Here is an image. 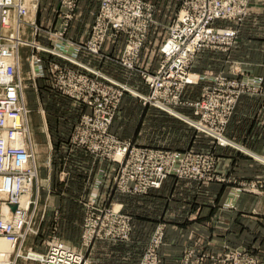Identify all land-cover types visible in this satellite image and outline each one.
Segmentation results:
<instances>
[{
    "label": "crops",
    "instance_id": "1",
    "mask_svg": "<svg viewBox=\"0 0 264 264\" xmlns=\"http://www.w3.org/2000/svg\"><path fill=\"white\" fill-rule=\"evenodd\" d=\"M98 4V0H79L74 13L75 21H72L74 27L70 26L71 30L66 34L69 39L77 43L85 42ZM250 12L238 25L239 32L231 49H205L198 53L191 67L195 74L226 73L252 81V85L240 95L225 129V135L237 144L236 147L221 146L214 138L197 132L177 116H169L166 111L145 105L131 95L123 98L111 126L117 137L132 141L135 145L179 152H209L216 159L215 173L220 179L201 186L193 180L171 177L160 189H154L146 195L134 197L118 191L112 192L111 184L117 164L96 159L84 148L66 143L70 134L66 122L59 121L57 126L51 124L50 128L44 115V131L49 142L44 148L47 150L44 164L48 172L42 178L44 185L39 195L41 207L45 208L43 231L47 228L69 231L76 225L75 216L67 211L68 204L75 207V201L92 199L96 193L98 202L103 203L113 195L112 201H119L123 210L134 216L131 239L122 242L129 250L132 247L131 252L134 254L128 264H136L151 234L159 225L165 231L160 248V261L163 264H181L182 254L187 249H194L198 254H222L240 249L253 255L257 264H264V159L259 158H264V0H252ZM84 24L85 33L74 32L75 27L82 29ZM233 26L237 27V23ZM166 35L155 43L148 39L138 58L140 69L150 73L157 70L160 47ZM45 42L51 44L49 37H46ZM104 50L107 53L105 55L111 58L88 51H81L76 57L106 75L126 82L137 91L145 94L149 92L139 71L127 69L114 61L113 57L123 53V43L119 39L108 41ZM78 70L84 71L80 67ZM207 83L201 80L199 84L189 86L186 92L197 91L190 98L186 93L185 98L198 99ZM62 97L57 93L53 95L57 102L62 100L70 107L75 105L71 99ZM177 108L183 114L193 116L191 107L180 105ZM47 113L53 121L55 117L49 106ZM59 119L64 120V117L59 116ZM33 149L40 161L38 146ZM99 180L101 183H97ZM240 186L244 190L239 191ZM114 242L110 241L111 244ZM120 243L115 245L119 246ZM114 251L112 248L102 253L106 257H96L94 264H102L103 259L105 264H108V260L124 264L123 258L112 256ZM206 262H211V259L206 258Z\"/></svg>",
    "mask_w": 264,
    "mask_h": 264
},
{
    "label": "built area",
    "instance_id": "2",
    "mask_svg": "<svg viewBox=\"0 0 264 264\" xmlns=\"http://www.w3.org/2000/svg\"><path fill=\"white\" fill-rule=\"evenodd\" d=\"M68 7H74L77 0H62ZM248 0H184V6L172 25L169 27V34L160 47V62L154 73L144 72L143 78L150 90L147 94L139 93L137 96L163 111L171 114L169 110L175 111L184 117L187 123L192 125L197 131L206 133L221 146L233 145L232 140L225 135V129L235 110L240 95L244 90L252 85L249 78L230 79L223 73H208L193 79L190 77L189 69L193 63L195 55L203 48H213L220 46L223 50L231 49L237 37V30L232 28H216L214 23L219 19H242L245 14ZM13 4V7L22 6L15 0H1L0 5ZM106 3H113L107 0ZM145 3L138 1L135 6L125 5V14L120 15L118 5L115 9L107 7L103 15L97 16L94 23V31L89 42L76 44L65 41L63 34L57 36L58 43L68 51L56 50L39 46L36 42H29L21 34L22 23L28 13L26 8H21L20 16H23L21 29L15 34L0 31V35H11L12 41L0 37V56L8 55L3 46L7 43L11 50L17 49V66L8 65L7 74L0 77V114L7 112L12 118L20 116V122L5 125L0 119V131L9 129V137L0 139V177L6 181L5 187L0 188V237L6 236L14 243V250L10 264H20L19 259L37 264H87L84 254L60 240H54L48 244V250L44 253L34 251L32 248L26 252L23 250V243L30 231H34V218L38 206V195L33 191L38 178V164L36 162V152L33 146L27 141L29 134L26 122L29 113L25 104L21 102L23 85L19 73L20 48L26 44L41 49L45 52L58 53L61 57H67L80 68H85L93 73L94 79L81 70H62L59 75L57 86L65 90L71 96L82 99L92 108L86 114L78 127L77 138L79 144L86 147L96 156H107L108 159L118 165L114 183L126 193H146L151 188H160L168 175L181 178H191L210 181L216 179L214 176L215 157L209 152L194 151H167L161 148H148L138 146L118 138L110 133L109 127L113 120L114 108L119 103L121 91L128 90L130 86L117 81L116 79L103 74L101 71L87 67L79 63L74 56V51L85 48L93 53L102 50L104 39L107 34L115 36L116 33L125 32L128 36V44L125 49V59L123 65L134 67L135 46L142 45L145 40V32L141 36L136 35L135 26L145 24L147 19L144 16ZM34 28V36L38 33L39 26L31 22ZM41 29V28H40ZM135 41H138L135 44ZM33 43V44H32ZM56 47V46H55ZM72 47H74L72 49ZM230 47V48H229ZM71 48V49H70ZM139 50V49H138ZM138 52V51H137ZM32 70L39 63V57H32ZM50 63V62H49ZM59 67L55 65L53 70ZM1 73V70H0ZM202 78L209 79L198 99L194 101L183 98L184 91L192 85L199 83ZM246 81V82H245ZM249 82V83H247ZM89 92L84 94V87ZM130 87V88H129ZM187 105L192 107L193 116H188L177 111V106ZM181 118V117H180ZM182 119V118H181ZM185 121V120H184ZM16 134V135H15ZM17 136V138H16ZM104 137V138H103ZM25 140V144L15 145L14 141ZM225 139L226 141H224ZM103 143V144H101ZM31 192L29 201L22 207L18 206L15 211L9 206L17 203L25 194ZM94 194L91 206L95 204ZM116 205V204H113ZM95 206V205H94ZM96 208V207H92ZM103 218L111 219L110 232L119 233V237L128 239L132 226L130 216L122 211L121 206L116 209H105ZM96 215V211L91 214ZM101 218L96 216L87 225L98 226ZM102 224V223H101ZM91 233L84 234V243L89 245L92 242L93 229ZM107 230V229H106ZM163 238L162 227L159 226L152 238L151 249L146 254L143 264H147V259L152 258L154 244H159ZM146 259V260H145ZM192 262L185 261L184 264ZM194 264V263H193ZM196 264H204L198 261ZM211 264H225V259L214 261ZM235 264H246L240 262L236 257ZM255 262L253 261V263Z\"/></svg>",
    "mask_w": 264,
    "mask_h": 264
},
{
    "label": "rangeland",
    "instance_id": "3",
    "mask_svg": "<svg viewBox=\"0 0 264 264\" xmlns=\"http://www.w3.org/2000/svg\"><path fill=\"white\" fill-rule=\"evenodd\" d=\"M15 1H17V0H15ZM18 1L20 2V4H22L26 8H28L30 6V15L25 17V19L29 22L25 23L23 28L21 29V34H23L25 39L28 37L26 40L31 42V39L35 37V40H33V41H37L38 43L42 44L43 46H45L47 48H55L56 50L63 49L64 51H68L66 49L67 47H64L58 43V39H57L56 34L57 35L63 34V37H64L65 41H67V42L70 41V42H73L76 44H83V46H85V43L89 42V40L92 38V34L94 31V26H95L94 23L96 21L97 16L103 15L104 12L107 10V7H110L111 9H115L116 6L118 5V8L120 10L119 14L124 15L125 10H126L124 7L125 5L131 4V6H135L138 1L145 3L144 16L146 17L147 21L144 25L143 24L136 25L135 30H136V35L138 37L141 36L142 32H145V31H146V33H145L146 36H145V40L143 41L141 46H139L138 48H137V46H135L134 54H136V53L137 54L134 56V67L133 68H129V67L123 65V63H122L123 60L125 59L124 53H125L126 46L128 44V36L125 32H122V31L119 33H116L115 36H111V35L107 34L105 39H104L102 50H100L98 53H93L89 50H86L85 48H81V50H78V51L73 50L74 56H77L78 53H80L81 51H88L89 53H92V54L103 55V56H107V57L111 58L109 55H105L107 53L105 52L104 47H106V43L108 41L110 42L111 40H114V42H115L117 39H119V42L123 43V53L121 55H118V57H113L114 61H116L117 63L126 67L127 69H130V70L134 69V70L139 71L138 73L142 77L145 84H146V82L143 78V73L146 72V70L140 69L141 66H138V64H137L138 58H139L143 48L145 47V44L148 43V39L151 41H154V43H155L156 40L161 41L165 34H167L166 36L168 37L170 25H172L174 23V21L178 18L179 14H180L183 6H184V0H112L113 3L110 4V6H108L109 3H106L107 0H98L99 4L97 7L96 15L94 17L93 23L89 27V30H90L89 37L85 40L84 43H77V42L69 39L66 34L69 33V31L71 30L70 26L73 25L72 21L73 22L75 21L74 13H75V11H77V6H78L79 0L76 1V4L74 7H68L66 4H64V2L62 0H29V2L25 1V0H18ZM26 2H27V4L30 3L29 6L26 4ZM251 2H252V0H248V2L246 4L247 6L245 9V14H244V17L242 19H219V20L215 21L214 27L221 28V29L232 28V29L237 30V34H238V32H239L238 25L240 23H242L243 20L245 19V17L249 16L251 13L250 12ZM31 22L32 23L35 22V24L41 28V29L39 28L38 33H36V36H34V33H33L34 28L31 25ZM57 22H58V24H57ZM234 23H237V27L233 26ZM17 25L18 24H14V32L16 30ZM57 25H58V27H56ZM54 26L56 28L53 29ZM85 26L86 25L84 24V26H82V29L79 27L78 28L75 27L74 32H78L80 34L85 33ZM73 27H74V25H73ZM87 30L88 29L86 28V33L88 34ZM0 31H2L1 25H0ZM0 37H3V36L0 35ZM46 37H49L51 44L45 42ZM5 38L8 40L12 39V37L11 38L5 37ZM166 38H165V40H166ZM137 42L138 41H135V44H137ZM29 44L21 46L20 55L18 57L19 58V73H20V76L22 78V85H23V92H22L23 94L21 97L22 98L21 102L23 104H25V106L27 107V109L29 111L27 118H26L28 131H29V134H27V141L34 148H36V145L38 146L37 152L40 154L39 158H40V161L42 163L38 160V154L36 153L37 154L36 155V162H37L38 167H39L38 178H37L38 182L35 183V188L33 191L34 195H38V206H37V210H36L37 211L36 216L34 218L35 224L33 225L34 229H36V230H35V232L34 231L29 232L26 240L23 243V250L26 252L28 249L32 248L34 251H39V252L44 253L48 250V244L50 242H52L54 240H60V241L65 242L67 245L71 246L72 248H75L77 251H80L81 253H83L84 257L86 258V262H88L87 264H94V259L96 257H103V256L106 257V255H102V253H104L106 251H111L112 248L115 249V251L113 253L114 255H112V256L114 258H123L124 264H128L131 261V258L133 260L134 254L131 252L132 247H131V250H129L130 248L129 249L126 248V246H124L122 242H128L131 239V236H132L133 231H134L133 230V227H134L133 226V217L134 216L129 215L130 213H126L123 210V208L121 207L122 211L125 214L129 215L131 218L130 224L132 226V229H131L130 236L128 239H125L123 237H119L118 236L119 233H117V232L109 233L110 232L109 229H110L111 224L113 223L115 226H118V224L116 222H113L110 218L109 219L103 218V215L106 212L105 209H108V208L111 209L113 206H115V208L118 209L121 206L118 203L119 201H117V200L112 201L113 195H111L110 200L105 201L103 203L98 202V199L95 198V200H94L95 206L94 205L91 206L89 203V202L93 201L92 199L94 197H92V199H89V200L88 199H78L77 201H75V203H76L75 207H71L68 204L67 211L69 214H72L75 216L76 225H73L72 229L69 231L68 230L57 231L53 228H51V229L47 228L45 231H43L42 225L45 221V211H44L45 208L41 207V197H39V195H40L41 189L44 185V183H42V178L44 177V173L48 172V168L44 164L45 157L47 155V154H45L47 150L44 148H46V146L48 145V142H49V137L46 136L45 131H44V128H45V121H43L45 119L44 115H46V119L48 120L47 122H48V125L50 128H51V124H52V126L53 125L57 126L58 125L57 123L59 121H61L63 123L66 122V124H67L66 128L70 129L69 130L70 134H69V137L66 139V143H68L70 145L72 144V145L77 146V147L84 148L90 154H92L96 159H104V160L110 161L111 163H115V162L108 159V157L105 155L96 156L90 150H88L86 147L79 144V138H77V136H76L78 133L79 124L82 121L83 117L86 114H88L92 110V108L90 107L89 104L85 103L82 99H77V98L71 96L65 90H62L59 87V85L57 86V81H59L58 80L59 75H60L62 70H78L79 67L77 65H75L74 62L69 60L67 57H61V56H59L58 53L55 54V53H51V52L42 51L41 49H37V48L30 46ZM230 47H232V46H230ZM73 48L74 47H72V49ZM205 49L206 50L207 49H213V50H218V51H221V50L226 51V50H223L224 48H222L220 46H215L213 48L209 47V48H205ZM205 49L203 48L201 51H203ZM34 55H37L39 57V63H40V65H38L36 68H41L39 71H36V72L32 71L33 68L31 66L33 64L32 57ZM197 55H198V53H197ZM197 55H195V58L193 60L192 65H194V62L197 58ZM47 56H50V58L46 59ZM160 59H161V57H160ZM76 60L79 61L77 59V57H76ZM47 61H48V63H47ZM79 63H83V62L79 61ZM71 64L75 65L77 68L72 67ZM83 64L86 65L85 63H83ZM55 65H58L59 67H56L53 70ZM192 65H191V67H193ZM86 66L90 67L92 69H95L91 66H88V65H86ZM191 67L189 69V73L195 74L194 73L195 71H191V69H192ZM80 69H83L84 72L86 74H88L90 78L94 79L93 77H95V75L93 73L89 72L85 68H80ZM95 70L100 71L99 69H95ZM210 73H212V72H210ZM103 74H105V73H103ZM204 74H208V73L195 74V75L200 76V75H204ZM213 74H218V73H213ZM223 74H225L230 79H243V77H241V76L236 77V75H230V74L228 75L226 73H223ZM109 77H111V76H109ZM244 78H246V77H244ZM114 79H116V78H114ZM202 79H203V81L209 82L208 81L209 79H205V78H202ZM116 80L130 86L129 84H127L124 81H120L118 79H116ZM199 83H197V84H199ZM117 88L119 91H121V97H120L119 103L114 108L113 120H112L110 127H109L110 133H113L111 130V126L113 124L115 116L117 115V113L119 111V108L121 106L123 98H125L127 95H131L133 97L138 98L139 100L142 101V103H144V100H142V98L138 97L137 95L139 93H141V94H145V93L137 91L136 89H133L132 87L131 88L134 91L133 93H131L128 90L121 89L120 86H117ZM187 89L184 91V94H183L184 99H186L185 98L186 93H187V96H189V98H190V95L191 94L194 95V93L197 91L195 89L194 90L195 92L194 91L191 92L190 90L188 92H186ZM149 90H150V88H149ZM88 92H89V90L85 86L84 87V94L87 95ZM56 93L60 97L63 96V97H66L68 99H71L70 101L74 102L75 105H72V107H70V105L65 101H62V100L59 102L55 101V99H53V95H56ZM201 93H202V91H201ZM189 98L186 100H190ZM191 101H194V100H191ZM144 104L154 106L150 103H147V104L144 103ZM47 106L50 107L51 111L54 114L55 118L53 121H52V119L50 120V118L48 117ZM183 106H187V105H183ZM188 107H190V106H188ZM177 111L180 112L179 109ZM166 113L169 116H173V117L177 116V118H179V119L182 118V117L180 118V116H178L174 112H172L171 114L168 112H166ZM59 116L64 117V120L63 119L60 120ZM181 120L182 121L185 120L184 122L187 123L186 119L182 118ZM187 125H189V127L194 128L189 123H187ZM197 132L203 133L201 131H197ZM203 134L208 135L206 133H203ZM114 135H116V134H114ZM208 136H210V135H208ZM210 137H212V136H210ZM214 140L216 141L215 138H214ZM223 140L226 141L225 139H223ZM128 142H131L132 144H134L132 141H128ZM101 144H103V143H101ZM232 144L233 145H230V146H234V145H235L234 147L237 146V144L234 142ZM138 146H140V145H138ZM143 147L155 148V147H150V146H143ZM161 149H163V148H161ZM165 150L173 151V150H169V149H165ZM35 152H36V150H35ZM182 152H184V151H182ZM259 158L264 159L263 157H260V156H259ZM215 161H216V159H215ZM215 165H216V162H215ZM215 165H214V172H213L214 176L216 179H220L217 176V174L215 173ZM117 170H118V168H117ZM116 174H117V171H116L114 177L116 176ZM103 176H104V170H102V174H101V177H103ZM114 177H113V182L111 184V191L112 192L118 191L119 193L133 195L134 197L146 195L154 189H160L164 184L163 183L160 188H151L146 193H137L136 192V193L131 194V193L122 192L121 189L117 186V184L114 183ZM171 177H175V178L182 179V180H188V181L193 180V181L198 182L201 186H207L212 181L216 180V179H214V180H210V181H205L204 179L198 180V179L181 178V177H176L173 175H168L166 177V179L164 180V182ZM97 183H101V180L97 181ZM37 184H38V186H37ZM240 187L241 188H238L239 191L244 190V189H242L243 186H240ZM135 200L137 201V199H134V201ZM131 201H133V199ZM113 204H116V205H113ZM92 207H96V208H92ZM95 211H96V215L92 216L91 215L92 212H95ZM79 214L82 215V217L83 216L84 217L81 218L79 216ZM96 216H99L101 218L100 220L99 219L97 220L99 223L98 226L95 228L92 225H87L90 222L91 218L95 219ZM79 218H81V219H79ZM78 219H79V221H78ZM82 219H83L82 226H80L81 225L80 221ZM159 226H157L155 228L154 232L151 234L145 248L143 249L142 255L139 257L136 264H143L144 263L143 260L146 256V254L151 249L150 243H152V238H154V235H156V232H157V229ZM49 227H52V225L49 224ZM161 227L163 230V238L160 240L159 244L156 243L153 245L154 246L153 253L155 255H153L152 258L147 259V264H163L160 261V248H161L163 241H164L165 231H164L163 226H161ZM90 228L93 229L92 242L89 243V245H86L84 243L85 241H84L83 235L84 234L87 235V234L91 233V231L89 230ZM53 237H55V238H53ZM110 241H116V242L111 244ZM117 242H121L119 246L115 245V243H117ZM236 257L238 258V260H240V262L243 261L246 264H251V263H253V261L255 262V264H257V262H258L257 260H255L253 255H251V254H249L243 250H240V249H234L233 251L232 250L225 251L222 254H208V253L198 254V253H196V251L194 249H187L182 254L181 264H184L185 261H188V263H189V261L192 262L190 264H193V263L196 264L198 261H201L204 264H211L214 261H221L223 259H225V264H235ZM206 258H210L211 262H206ZM102 261L105 264V260L103 259ZM107 262H108V264H110V263L117 264V262L115 260H108ZM18 263L25 264V261H24V259H19ZM32 263L37 264L35 262H32ZM98 264H100V263H98Z\"/></svg>",
    "mask_w": 264,
    "mask_h": 264
},
{
    "label": "bare ground",
    "instance_id": "4",
    "mask_svg": "<svg viewBox=\"0 0 264 264\" xmlns=\"http://www.w3.org/2000/svg\"><path fill=\"white\" fill-rule=\"evenodd\" d=\"M25 1H28L29 2V0H25ZM0 2H1V0H0ZM16 2H18L20 4V2L18 0ZM26 4H27V2H26ZM29 4H27V5L29 6ZM21 8H26V7H24L23 5L20 6V8H18L16 6L13 7V4H9V3L8 4H4V5H0V25H1L2 32L9 33L11 31L12 34H15V32H18L21 29L20 26H21L22 18H23V16H20L21 15L20 14ZM26 10L28 11V13L26 15H24V16H29L30 15V6L28 8H26ZM28 22L29 21H27L25 19V22L22 23V26L25 23H28ZM13 23L14 24H18L17 27H16L15 32H14V24ZM3 37L4 38L5 37H10L11 38V35L3 36ZM12 40H13V38L10 41H12ZM33 40H35V37L31 39V42L38 43L37 41H33ZM7 43L8 42H6V44L3 46L2 49L3 50H6V52L9 53V54L8 55L2 54L0 56V70H1L0 77H4L7 74V67H8V65L13 66L15 68V66H17V63H18V61H17V49L14 48L13 50H11L10 47L7 45ZM38 44H39V46L44 47L42 44H40V43H38ZM190 77L193 78V79H195L198 76L195 75V74H191ZM132 92H134L133 89H132ZM169 111L171 113L172 112L176 113L175 111H172V110H169ZM176 114L178 116H180L178 113H176ZM180 117H182V116H180ZM182 118H184V117H182ZM0 119H3L4 120L5 125L14 124V123H19L20 122V116H17L14 119V118L10 117L7 112H3V114H0ZM186 120H188V119H186ZM8 137H9V129H3V130L0 131V139H6ZM16 138H17V136H16ZM13 143L15 145H19V143L20 144H25V140L24 139H21L20 141L17 140V141H14ZM5 185H6L5 179L2 178V177H0V188L5 187ZM37 186H38V184H37ZM30 195H31V192L25 193L21 197V199L18 200L17 203L10 204L9 206L11 207V210L12 211H15L18 206H20V207L24 206L29 201V198H27V197H29ZM13 246H14V243L10 239H8L6 236H1L0 237V264H10V262L12 260L13 250H14V247ZM26 263L27 264H34V263H30V262H26L25 261V264Z\"/></svg>",
    "mask_w": 264,
    "mask_h": 264
}]
</instances>
